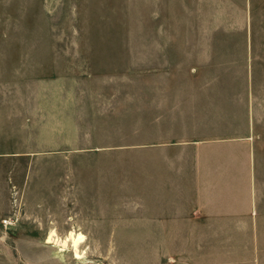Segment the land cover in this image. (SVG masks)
<instances>
[{
  "label": "rangeland",
  "instance_id": "1",
  "mask_svg": "<svg viewBox=\"0 0 264 264\" xmlns=\"http://www.w3.org/2000/svg\"><path fill=\"white\" fill-rule=\"evenodd\" d=\"M255 3L0 0V264H264ZM210 137L253 144L256 236H159V171Z\"/></svg>",
  "mask_w": 264,
  "mask_h": 264
},
{
  "label": "crops",
  "instance_id": "2",
  "mask_svg": "<svg viewBox=\"0 0 264 264\" xmlns=\"http://www.w3.org/2000/svg\"><path fill=\"white\" fill-rule=\"evenodd\" d=\"M255 4L242 0L243 13H250ZM186 144V165L169 160L163 177L159 171V236H175L164 232L174 231L177 223L187 225L188 231L204 227L238 231L226 237L256 236L260 211L253 144L247 137L197 138ZM184 152L171 150L166 157Z\"/></svg>",
  "mask_w": 264,
  "mask_h": 264
},
{
  "label": "bare ground",
  "instance_id": "3",
  "mask_svg": "<svg viewBox=\"0 0 264 264\" xmlns=\"http://www.w3.org/2000/svg\"><path fill=\"white\" fill-rule=\"evenodd\" d=\"M78 240H80V236H79V238H74L73 239V244H76V242H78Z\"/></svg>",
  "mask_w": 264,
  "mask_h": 264
}]
</instances>
